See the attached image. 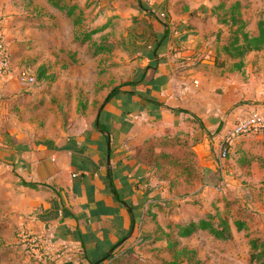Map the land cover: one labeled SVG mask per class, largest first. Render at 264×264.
Returning a JSON list of instances; mask_svg holds the SVG:
<instances>
[{
	"label": "crops",
	"instance_id": "crops-1",
	"mask_svg": "<svg viewBox=\"0 0 264 264\" xmlns=\"http://www.w3.org/2000/svg\"><path fill=\"white\" fill-rule=\"evenodd\" d=\"M145 3L150 13L138 8L137 0H102L94 11L99 10L95 23H105L100 33L126 25L114 30L108 39L114 47L107 52H120L124 37L125 49L141 54L137 68L121 82L138 80L148 65L144 79L122 85L123 91L92 115L58 132L27 119L26 107L36 103L40 90L18 80L10 52L12 71L0 82V264H112L120 252L136 254L144 240L150 247L156 228L164 234L169 223L196 220L211 211L202 206V196L215 188L221 173L231 184L246 182L242 191L249 194L243 201L264 200L263 136H228L226 167H216L220 142L245 107L232 105L236 79L221 72L213 60L219 46L209 43L203 31L216 20L218 3ZM9 23L7 40L20 32ZM172 145L184 150L174 173L169 159L159 158ZM108 169L123 201L110 188ZM128 206L134 217L130 232ZM234 219L229 220L232 233ZM19 226L42 240L41 253L22 256L10 249Z\"/></svg>",
	"mask_w": 264,
	"mask_h": 264
},
{
	"label": "rangeland",
	"instance_id": "rangeland-1",
	"mask_svg": "<svg viewBox=\"0 0 264 264\" xmlns=\"http://www.w3.org/2000/svg\"><path fill=\"white\" fill-rule=\"evenodd\" d=\"M59 1L65 7L73 6V12L65 15L48 0H0V21L5 39L7 40V20H10L9 27L20 29L16 33H19L17 37L12 34L8 39L11 41L8 43L13 62L17 70L27 68L32 71L35 81L29 86L40 90L36 103H28L26 107L27 119L42 127L50 126L52 132L73 124L79 117L84 119L86 115H92L110 88L127 78L130 71L137 68L141 58V54L125 49L127 42L124 37L119 39L122 43L120 52L90 54L96 43L108 41L113 37L114 30L125 28L126 25L118 23L119 26H111L104 33L96 30L88 41L76 40V36L80 38L84 32L101 25L95 23L99 10L94 11L102 0ZM111 1L113 0H108V3ZM234 1L236 0H213L214 4H223L216 8V20L203 31L209 43L212 41L215 44L216 41L219 46L213 60L222 67L221 72L233 74L236 79V100L232 105L245 106L240 115L248 108V105L243 104L264 100V47L247 52L240 64L239 57H232L223 49L232 35V29L225 20L228 19V10ZM238 1L242 4L239 11L245 22V30L256 33V22L264 17V0ZM40 70L44 71L43 78H38ZM232 135L237 136L227 131L226 138ZM175 147L172 145V149L167 151L169 153L163 151L165 155L159 156L169 159L171 173L179 167L175 164L184 152ZM225 157L219 158L217 169L223 171L226 167ZM221 174L216 183H213L215 188L202 196L205 197L202 206L209 207L213 212L218 210L222 215L229 214V220L243 218L247 222L246 227L241 230L233 228L232 236L227 240L216 239L205 230H197L190 236L180 238L178 248L183 245L194 248L196 258L202 259L201 264H254L249 261L250 241L256 238L259 242H264V200L253 197L243 201L242 196L249 194V191H242L247 186L246 182L231 184L224 177L225 174ZM168 232L171 239L176 238L172 231ZM153 236L149 239L150 247L146 246L148 242L144 240L136 254L120 252L116 255V262L113 257L112 264H152L172 260L176 252L167 250L162 237L152 243ZM8 246L19 255L30 254L16 240H11ZM1 252L0 250V254ZM177 264L186 263L182 261Z\"/></svg>",
	"mask_w": 264,
	"mask_h": 264
},
{
	"label": "trees",
	"instance_id": "trees-1",
	"mask_svg": "<svg viewBox=\"0 0 264 264\" xmlns=\"http://www.w3.org/2000/svg\"><path fill=\"white\" fill-rule=\"evenodd\" d=\"M48 1L53 6L60 9L62 13L65 15H70L73 12L74 9L73 6L65 7L60 3L59 0H48ZM145 2L146 0H137V6L139 9L145 10L148 13H150V10L147 8ZM222 4L223 2H220L219 4L216 5V8L220 7ZM241 5L242 4L238 0L234 1L233 4L230 5V8L228 10V19L225 21H227L229 26L231 27L232 35L230 36L228 42L223 45V49L230 56L239 57L240 59V61L238 60L239 64L241 63V59L247 52L260 50L264 47V17L259 18L257 20L256 33L254 34L249 33L247 30H245L244 28L245 22L241 18V13L239 11V7ZM104 27H105V23L101 24L98 28H92L84 32L80 38L76 36L75 39L80 40L82 42L85 40L88 41L92 33H94L96 30H101ZM166 33L167 30L164 31V35ZM113 47H114L113 42L109 40L101 41L93 46L91 53L98 54L100 52H107L112 50ZM148 67H149L148 65L145 66V69L138 80H125L110 88V90L106 93L103 100L99 104V107L103 106L117 93L122 92L123 91L121 89L122 85L135 84L141 82L145 77V71ZM43 77H44V71L40 70L38 73V78H43ZM131 93L140 95L136 91H133ZM144 98L150 101V98L148 97H144ZM152 102L158 105L169 107L166 106L163 102L158 100H152ZM169 108L172 110L188 112L186 109L182 107H177V108L169 107ZM98 126L100 127V129H104V127L100 123ZM107 174H108V183L110 185L112 192L114 193L115 197L118 200L123 201L115 189L112 179V173L110 169L107 170ZM21 183L32 187L36 186L35 182H28L22 180ZM128 210L130 211V217H131L130 230L128 231L130 232L131 229L134 227V217L130 206H128ZM224 213L227 214L228 212L224 211ZM233 224L235 225L237 230H241L246 227L244 220L239 218L234 219ZM166 227H167V231H165L164 234L161 232L158 234L159 227L155 229L154 236L151 239L152 243L155 242L156 240H160L162 237L163 239H165L167 250H169L170 252H176V254L174 258L170 261L156 262L152 264H177L178 262H182V261H185L186 264H201L202 259L196 258V251L194 248H187L185 245L181 246V248H178V245L180 244L178 237L190 236L199 229L207 231L210 235L220 240H227L232 236L231 226L229 222V214L222 215L220 214V212H218V210L216 212H211V211L206 212L203 216L199 217L196 220H189L187 222H177L174 224L169 223L167 224ZM169 230L173 232L176 238L171 239L170 237L171 235L168 232ZM123 239L124 237L119 238L115 243L112 244L111 248L113 249L114 247H116L118 244H120L123 241ZM250 248L251 249L249 251V261L254 264H264V242L263 241L259 242L258 239L252 238L250 241ZM107 255L108 254L105 253L102 258H105ZM179 255H181L182 257H179ZM62 264H72V263L69 261H64Z\"/></svg>",
	"mask_w": 264,
	"mask_h": 264
},
{
	"label": "built area",
	"instance_id": "built-area-1",
	"mask_svg": "<svg viewBox=\"0 0 264 264\" xmlns=\"http://www.w3.org/2000/svg\"><path fill=\"white\" fill-rule=\"evenodd\" d=\"M12 71V63L10 58V48L5 39L0 21V82L3 81ZM18 80L25 85H32L35 81V76L31 70L20 68L17 70ZM248 108L244 113H241L232 128L228 131L230 134L236 135H261L264 136V100L252 102L248 104ZM228 139L223 137L220 142L218 158L225 157L228 150ZM220 162V160H218ZM16 241L24 249L30 253H41L44 249L43 242L39 237L24 226H19L16 230Z\"/></svg>",
	"mask_w": 264,
	"mask_h": 264
},
{
	"label": "water",
	"instance_id": "water-1",
	"mask_svg": "<svg viewBox=\"0 0 264 264\" xmlns=\"http://www.w3.org/2000/svg\"><path fill=\"white\" fill-rule=\"evenodd\" d=\"M91 264H97V262H92Z\"/></svg>",
	"mask_w": 264,
	"mask_h": 264
}]
</instances>
